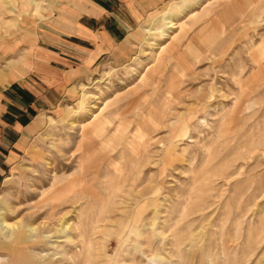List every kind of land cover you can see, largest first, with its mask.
<instances>
[{"label":"rangeland","instance_id":"rangeland-1","mask_svg":"<svg viewBox=\"0 0 264 264\" xmlns=\"http://www.w3.org/2000/svg\"><path fill=\"white\" fill-rule=\"evenodd\" d=\"M89 1L110 14L75 19L121 49L73 50L82 72L4 169L0 264H264V0ZM82 4L0 0V84Z\"/></svg>","mask_w":264,"mask_h":264},{"label":"crops","instance_id":"crops-1","mask_svg":"<svg viewBox=\"0 0 264 264\" xmlns=\"http://www.w3.org/2000/svg\"><path fill=\"white\" fill-rule=\"evenodd\" d=\"M87 1L90 4L79 5L81 11H77L74 17L70 10L62 15L64 22L57 21L56 31L60 33L59 41L50 39L52 43H45L43 46L28 44L27 60L21 69L19 68L21 74L11 75L5 83L0 84V181L4 176V169L16 161L28 137L38 129L39 122L43 123L40 121L41 113L55 99L71 89L73 79L77 78L80 71L82 72L84 66L73 59V50L87 56V50L94 52L109 47L115 49L114 52H119L121 49L116 44L119 39L118 34L113 30L108 28L95 30L80 24L79 20L75 19L77 16L82 18L81 15L84 14H100L101 11L102 16L110 14L106 5L100 7ZM108 1L116 3L115 9L118 11L124 9L137 16L140 14L138 11L151 10L170 0ZM134 11H137V14ZM75 23L78 27L73 28ZM73 39L90 45L94 42L99 44L88 49L80 44H73ZM29 41L30 39L25 40L30 43ZM73 46L77 49H73Z\"/></svg>","mask_w":264,"mask_h":264},{"label":"bare ground","instance_id":"bare-ground-1","mask_svg":"<svg viewBox=\"0 0 264 264\" xmlns=\"http://www.w3.org/2000/svg\"><path fill=\"white\" fill-rule=\"evenodd\" d=\"M188 4H190V3H188ZM163 16H164V17H162V18H163V21L166 20V24H170V27H174V26L176 25V24L173 23L172 19L169 18L170 16L173 17V14H172V12H171L170 10H167V11L164 13ZM146 33L149 34V35H151V34H155L156 31H154V30H152V29H149V30H146ZM161 50H162V49H161ZM189 54H190V52H189ZM260 56H261V55L257 56V60H258V61H259L260 58H261ZM186 57H187V56H186ZM189 57H191V55H189ZM189 57H188V58H189ZM176 70L180 71L179 75H177L176 77L184 76L185 73H186V71H187V69H186L183 65L178 66V68H177ZM170 86H171V87H175L173 81L170 82ZM100 127H101V126H100ZM92 131H93V130H92ZM93 132H94V131H93ZM96 132H97V131H96ZM97 133H98V132H97ZM86 134H87V133H86ZM88 134H89V133H88ZM96 135H97V134H96ZM84 136H85V135H84ZM86 136H87V135H86ZM88 137H89V136H88ZM91 137H92V136H91ZM0 226H3V227H5V228H13L12 225L8 224L7 222H5V221L2 220V219H1ZM15 228H16V227H15Z\"/></svg>","mask_w":264,"mask_h":264}]
</instances>
